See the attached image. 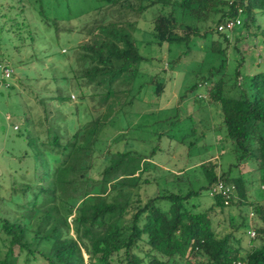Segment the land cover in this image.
<instances>
[{
	"label": "trees",
	"instance_id": "trees-1",
	"mask_svg": "<svg viewBox=\"0 0 264 264\" xmlns=\"http://www.w3.org/2000/svg\"><path fill=\"white\" fill-rule=\"evenodd\" d=\"M11 1L21 13L29 2ZM35 1L41 21L56 26ZM152 7L159 58L142 54L135 35ZM96 11L66 58L71 77L61 76L89 116L70 135L47 128L39 139L30 179L5 198L20 215L0 214V264H264V68L251 72L241 57L229 73L222 41L211 38L229 42L218 30L227 18L240 19L228 33L247 34L264 0H102ZM196 49L194 66H179ZM169 70L195 78L193 99L179 94L190 106L182 118L162 101ZM165 145L184 148L176 171L155 162ZM218 181L234 185L230 197L209 194ZM206 194L214 205L197 210L193 198ZM233 205L248 215L239 226ZM216 207L225 216L212 217Z\"/></svg>",
	"mask_w": 264,
	"mask_h": 264
},
{
	"label": "rangeland",
	"instance_id": "rangeland-1",
	"mask_svg": "<svg viewBox=\"0 0 264 264\" xmlns=\"http://www.w3.org/2000/svg\"><path fill=\"white\" fill-rule=\"evenodd\" d=\"M28 1L23 3L25 10L21 13L15 7L10 8L11 4L18 7L19 3L0 0V58L1 64L7 65L11 71L8 82L0 83V214H13L14 218L19 216L20 212L18 213L15 207H10L6 199L12 186L20 187L30 179L39 148V139H47V128L51 132L58 128L63 134L70 135L89 116L86 112L85 99L79 100L77 93L70 84H66V81L61 79V76L65 74L71 77L66 58L74 55V48L82 40L84 36L82 33L87 28V23L93 20L97 13L96 8L102 3V0H44V13L47 17L58 19L54 26L41 21L36 7L37 1ZM155 11V7H152L142 14L135 35L139 40L144 41L139 43L142 54L149 52L153 57L159 58L158 47L150 43ZM7 16L14 18V21L8 20ZM220 16L219 11L214 17L217 19ZM254 18L255 24L250 26L247 34L246 30H241L238 36L227 32V35L229 34L227 44L220 37V33L214 32L211 36L214 41L219 38L226 49L229 73L233 71L241 57L244 58V63L251 72L258 70L257 68H264V11H255ZM70 27H74L73 30H64ZM28 30L34 35L32 41L27 33ZM244 33L245 36L242 37ZM199 43L201 44L202 40H199ZM199 54H201L199 49L194 50L187 62L182 61L179 66L189 64L194 66L193 61L197 60ZM73 57L71 59H74ZM162 57L163 59L166 57L164 51ZM204 61H213L215 66L218 62L209 55ZM208 66L209 64L205 62L202 70H206ZM167 74H171V77H168L166 93L162 97L163 104L166 107L178 104L177 108L180 110L177 112L182 118L190 112V106L186 107V102L180 100L179 94L185 93L187 95L185 99H193L196 91L189 90L188 86L195 81V78L178 70L173 72L169 70ZM57 87L64 90L65 94L70 96V100L60 102L55 99L53 95L57 94ZM211 111L217 123V111L213 106ZM217 138H220L219 134L215 137V142ZM164 148L166 150L163 152L164 155L155 162L165 169L178 170L185 162L182 154L184 148L176 146L170 150L167 145ZM217 154L215 150L213 155ZM223 161L225 162V159H222ZM195 162L191 165H198L199 161ZM227 162L223 164L224 167L227 166ZM250 167L251 163H248L242 166V169L248 170ZM138 193L144 200L143 190ZM193 201L197 210L214 205L213 198L208 194L193 198ZM213 210L215 211L212 212V217L225 216L219 212L218 207ZM230 212L234 215L235 226L241 224L244 215L248 216L236 205L230 207ZM224 225L226 223L220 224V226ZM248 239L246 238L243 243ZM15 251L17 252V247Z\"/></svg>",
	"mask_w": 264,
	"mask_h": 264
},
{
	"label": "built area",
	"instance_id": "built-area-1",
	"mask_svg": "<svg viewBox=\"0 0 264 264\" xmlns=\"http://www.w3.org/2000/svg\"><path fill=\"white\" fill-rule=\"evenodd\" d=\"M240 23V19L237 17L235 19L227 18L223 23L218 26V30L222 32H229L233 27ZM11 75V71L8 67L1 66V76L0 83L3 80H8ZM7 84V83H6ZM234 189V185H225L222 181H218L216 184L212 186L209 191V194L212 195L214 193H222L226 198L230 197L232 190ZM254 231H250V235L254 236ZM239 263V262H238Z\"/></svg>",
	"mask_w": 264,
	"mask_h": 264
}]
</instances>
